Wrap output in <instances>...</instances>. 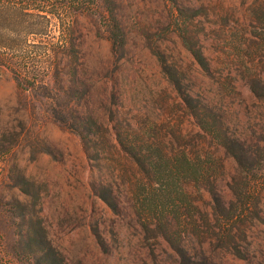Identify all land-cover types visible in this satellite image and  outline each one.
I'll return each mask as SVG.
<instances>
[{
    "label": "rangeland",
    "instance_id": "rangeland-1",
    "mask_svg": "<svg viewBox=\"0 0 264 264\" xmlns=\"http://www.w3.org/2000/svg\"><path fill=\"white\" fill-rule=\"evenodd\" d=\"M178 2L187 16L193 14L190 7L208 6L211 10L209 15L202 11L198 18L206 55L212 61L209 76L203 75L184 48L176 24L177 6L168 0H99L96 12L75 16V47H80L81 59L78 63L69 62L75 64V71L64 80L54 79L52 74L42 77L47 89L24 93L11 74L3 73L0 146L8 152L0 159V210L7 220L0 227V236L9 243V251L24 235L23 210L17 201L25 197L16 187L24 175L33 185L31 190L39 194L33 200L34 208L65 264H181L178 254L161 236L143 231L133 214L130 195L126 194L125 176L120 174L115 186L122 199L118 212H113L93 193L90 187L93 165L80 136L53 116V110L66 111L70 119L84 112L90 124L112 128L119 109L124 125L135 122L143 126L147 116L164 126L177 119L187 135L196 136L199 128L179 104L155 51L160 49L166 54L173 68L179 69L186 79V85L198 94L214 97L216 79L235 65L228 55H223L226 41L221 30L236 25L246 0ZM113 31L123 37L124 46L120 50L113 43ZM233 76L237 78L235 86L239 93L236 103L240 107L245 103L249 106V112H244L241 120L249 136L259 143L264 127V100L258 99L235 73ZM222 104L217 101L216 105L221 108ZM205 149L223 165L217 190L228 203L233 200L229 185L237 165L221 148L207 144ZM116 152L119 163L116 168L131 173L132 161ZM102 167L96 175L102 173L107 181L108 167ZM187 191L201 212V224L206 225L213 207L209 188L191 185ZM250 228L247 242L241 243L248 258L244 261L234 258L216 233L209 235L205 253L200 250L202 239L189 242L188 247L200 261L206 255L218 264H264V222L252 223Z\"/></svg>",
    "mask_w": 264,
    "mask_h": 264
},
{
    "label": "trees",
    "instance_id": "trees-1",
    "mask_svg": "<svg viewBox=\"0 0 264 264\" xmlns=\"http://www.w3.org/2000/svg\"><path fill=\"white\" fill-rule=\"evenodd\" d=\"M98 1L0 0V78L8 72L22 92L33 93L47 89L42 77L51 74L57 80L70 77L75 64L69 62L78 63L81 59L80 47H75V16L96 12ZM168 1L177 6L176 24L184 48L203 75H211L212 61L206 55L198 20L202 11L209 15L210 8L190 7L194 15L187 16L178 7V0ZM238 14L241 19L236 25L221 30L226 41L223 55H228L235 68L224 71L216 79L214 97L198 94L186 85V79L179 69L173 68L166 54L160 49L155 51L179 104L199 128L196 136L187 135L177 119L164 126L147 116L143 126L135 122L124 125L123 114L117 109L113 127L101 124L100 128L90 124L84 112L70 119L66 111L53 110L54 118L81 138L93 165L90 183L93 193L113 212H118L122 199L115 186L120 174L125 176L126 194L130 195L133 214L143 231L161 236L178 254L181 264H218L206 255L200 261L188 247L189 242L202 239L200 250L205 253L207 240L213 233L226 243L234 258L247 260L241 243L247 242L252 223L264 222V127L259 143H255L241 120L244 112H249V106L245 103L240 107L236 103L239 93L235 86L237 78L233 76L235 73L258 99L264 100V0H246L243 12ZM111 34L115 47L122 49L123 37L114 31ZM215 100L223 103L221 108ZM207 144L224 150L237 165L229 185L233 200L228 203L217 190L223 165L205 149ZM116 151L132 161L131 173L116 168L119 164ZM7 152L8 149L0 146V159ZM105 164L109 172L107 181L102 173L96 175ZM191 185L197 188L205 185L212 194V213L207 216L206 225L201 224V212L187 191ZM16 187L25 197L17 201L23 210V240H16L9 251V243L0 236V264H65L62 253L48 239L39 211L34 208L33 200L39 194L31 190L33 185L24 175ZM6 220L7 215L0 210V227Z\"/></svg>",
    "mask_w": 264,
    "mask_h": 264
}]
</instances>
